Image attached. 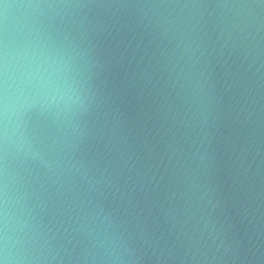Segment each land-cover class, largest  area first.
<instances>
[{
  "label": "water",
  "instance_id": "obj_1",
  "mask_svg": "<svg viewBox=\"0 0 264 264\" xmlns=\"http://www.w3.org/2000/svg\"><path fill=\"white\" fill-rule=\"evenodd\" d=\"M5 63L32 264H264V0H0Z\"/></svg>",
  "mask_w": 264,
  "mask_h": 264
},
{
  "label": "clouds",
  "instance_id": "obj_2",
  "mask_svg": "<svg viewBox=\"0 0 264 264\" xmlns=\"http://www.w3.org/2000/svg\"><path fill=\"white\" fill-rule=\"evenodd\" d=\"M4 83L0 88V139L4 144L8 143L9 114L12 110L13 93L9 87L8 65L4 66ZM41 88L46 90L47 86L41 84ZM17 100L20 97H16ZM0 264H32L27 256V250L14 238L13 231L9 226L8 214L3 213L2 227H0Z\"/></svg>",
  "mask_w": 264,
  "mask_h": 264
}]
</instances>
